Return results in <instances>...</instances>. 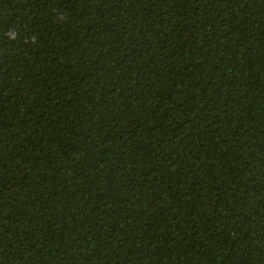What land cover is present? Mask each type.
Here are the masks:
<instances>
[{
  "label": "trees",
  "instance_id": "1",
  "mask_svg": "<svg viewBox=\"0 0 264 264\" xmlns=\"http://www.w3.org/2000/svg\"><path fill=\"white\" fill-rule=\"evenodd\" d=\"M0 264H264V0H0Z\"/></svg>",
  "mask_w": 264,
  "mask_h": 264
}]
</instances>
